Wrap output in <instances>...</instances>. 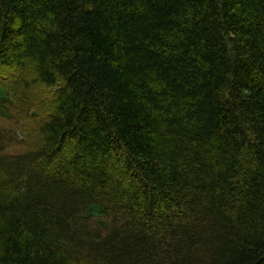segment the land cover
Instances as JSON below:
<instances>
[{
  "label": "trees",
  "instance_id": "16d2710c",
  "mask_svg": "<svg viewBox=\"0 0 264 264\" xmlns=\"http://www.w3.org/2000/svg\"><path fill=\"white\" fill-rule=\"evenodd\" d=\"M0 264H264V0H0Z\"/></svg>",
  "mask_w": 264,
  "mask_h": 264
},
{
  "label": "rangeland",
  "instance_id": "374dc122",
  "mask_svg": "<svg viewBox=\"0 0 264 264\" xmlns=\"http://www.w3.org/2000/svg\"><path fill=\"white\" fill-rule=\"evenodd\" d=\"M29 122H30V121H27V124H28ZM10 125H12L11 122H10L9 126H10ZM26 127H27V125H26Z\"/></svg>",
  "mask_w": 264,
  "mask_h": 264
}]
</instances>
